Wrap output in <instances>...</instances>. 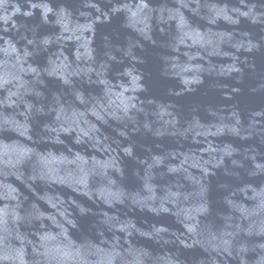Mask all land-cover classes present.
Masks as SVG:
<instances>
[{"label":"water","instance_id":"1","mask_svg":"<svg viewBox=\"0 0 264 264\" xmlns=\"http://www.w3.org/2000/svg\"><path fill=\"white\" fill-rule=\"evenodd\" d=\"M0 264H264V0H0Z\"/></svg>","mask_w":264,"mask_h":264}]
</instances>
